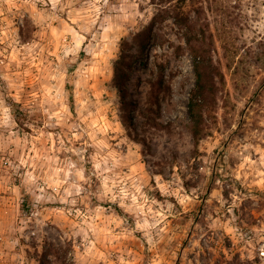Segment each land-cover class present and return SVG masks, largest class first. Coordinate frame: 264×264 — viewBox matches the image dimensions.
<instances>
[{"label": "rangeland", "instance_id": "rangeland-1", "mask_svg": "<svg viewBox=\"0 0 264 264\" xmlns=\"http://www.w3.org/2000/svg\"><path fill=\"white\" fill-rule=\"evenodd\" d=\"M189 7L198 143L184 30L134 38L152 0H0V264H264V0Z\"/></svg>", "mask_w": 264, "mask_h": 264}, {"label": "trees", "instance_id": "trees-1", "mask_svg": "<svg viewBox=\"0 0 264 264\" xmlns=\"http://www.w3.org/2000/svg\"><path fill=\"white\" fill-rule=\"evenodd\" d=\"M193 2L194 0H152V3L157 6L156 12L150 19L149 23L134 35V38L138 42V44H140V48H144L145 44L150 38V34L152 33L155 25L160 23L161 20H163L165 16L168 15L172 17L174 22L184 30L186 43L191 46V49L193 51L198 74L196 86L191 90L187 104L189 112L188 127L195 143H198V141L207 134L205 113L209 103L206 102V99L209 97L213 99L214 93L211 86L207 85V83L203 81L200 71V60L201 62L204 60L205 56L203 52H205L206 49H204L198 42L195 20L191 17L189 12L190 7L188 9H185L186 3L190 6ZM196 42H198L197 48L195 47ZM127 43V40H123L119 56L114 61L113 80L119 97L121 98L124 105H127L128 107L130 104H132V102L126 100L127 89L125 84L129 79V73L132 68V54H129V50L126 47ZM159 85H161V81H159ZM67 90L70 94V102L72 106V84L67 85ZM15 104V102H11V107L13 108V110L15 108ZM23 205L25 206L26 210H29V206L26 200L24 201Z\"/></svg>", "mask_w": 264, "mask_h": 264}]
</instances>
